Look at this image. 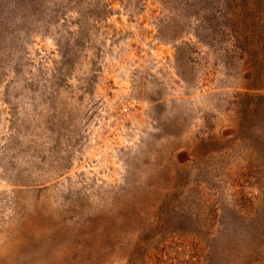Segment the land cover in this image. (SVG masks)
<instances>
[{
    "label": "rangeland",
    "instance_id": "374dc122",
    "mask_svg": "<svg viewBox=\"0 0 264 264\" xmlns=\"http://www.w3.org/2000/svg\"><path fill=\"white\" fill-rule=\"evenodd\" d=\"M257 29L264 0H0V264H264Z\"/></svg>",
    "mask_w": 264,
    "mask_h": 264
},
{
    "label": "trees",
    "instance_id": "16d2710c",
    "mask_svg": "<svg viewBox=\"0 0 264 264\" xmlns=\"http://www.w3.org/2000/svg\"><path fill=\"white\" fill-rule=\"evenodd\" d=\"M241 34L239 32V36L241 37L239 42L241 43V40H245L246 41V45H248L247 40H249L250 45H254V42L259 40L258 44L264 45V38H262L260 36V30H248V33H244L245 30H241ZM262 33H264V31H262ZM264 35V34H263ZM250 50L247 51V54H250Z\"/></svg>",
    "mask_w": 264,
    "mask_h": 264
}]
</instances>
